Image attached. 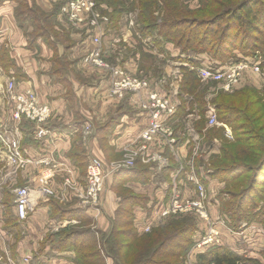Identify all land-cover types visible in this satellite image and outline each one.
Instances as JSON below:
<instances>
[{
  "label": "crops",
  "instance_id": "crops-1",
  "mask_svg": "<svg viewBox=\"0 0 264 264\" xmlns=\"http://www.w3.org/2000/svg\"><path fill=\"white\" fill-rule=\"evenodd\" d=\"M35 1L45 12H52L55 6L64 2ZM16 6L15 0L0 3V50L7 49L15 65L6 71L0 66V133L18 140L24 161L19 165L12 164L10 151L0 138V256L9 258L11 264H75L74 251L55 241L56 233L64 228L87 226L95 232L101 248V234L109 232L119 205L117 187L142 194V201L137 200L132 205L133 225L138 234L144 233L146 225L152 227L165 222L167 217H160L159 211L168 206L174 196L181 199L194 196L192 180L196 178L185 164L187 157L192 158V152H196L194 140L199 141V137L193 127L197 138L186 135L188 121L192 122L191 115L186 114L176 118V130L171 117L164 120L163 126L172 131L173 141H168L165 134L155 135L149 141L140 138L149 121V111L141 108L140 101L150 89L161 95L167 93L163 86H167V79H161V89L151 85L139 91L128 86L117 88L116 82L123 76L114 74V70L133 78L152 74L149 70L139 69V53L129 54L121 44L111 54L106 53L107 32L116 31L121 19L117 25H112L109 19L100 21L99 55L92 57V52L97 49L92 41L95 28L87 26V21L79 26L66 23L59 9L53 19V28L64 32L65 40L55 41V46L59 57L64 55L69 64L56 75L52 73L53 48L41 37L31 40L29 33L33 28L28 20L19 23L15 16ZM98 10L107 16L102 12L104 6ZM79 33L81 38L88 39L90 47L82 57L74 58L70 49L76 41L72 36ZM123 36L126 37L123 38L125 48L129 47L133 33ZM133 39L135 44L137 39ZM147 41L148 38L143 43ZM144 49L154 54L152 48ZM92 59H98L106 66ZM6 79H14L20 88L34 87L40 99L49 102L52 115L45 125L46 135L39 137L31 123L11 121L4 89ZM71 153H79L84 160L76 161V156L72 157ZM91 157L103 161L107 175L105 187L109 190L108 195L112 194L116 200L114 206L103 193L96 204L83 201L86 163ZM126 159H132L133 164L123 166ZM44 169L51 171L49 191L41 194L33 191L34 208L28 217L19 220L15 215V223L8 225L5 214L9 202L14 207V189L19 186L36 189L39 185L37 177ZM210 180L206 185H210ZM6 196L10 198L8 202H5ZM62 210L68 212L59 213Z\"/></svg>",
  "mask_w": 264,
  "mask_h": 264
},
{
  "label": "trees",
  "instance_id": "trees-1",
  "mask_svg": "<svg viewBox=\"0 0 264 264\" xmlns=\"http://www.w3.org/2000/svg\"><path fill=\"white\" fill-rule=\"evenodd\" d=\"M15 1L16 19L19 23L28 20L33 28L29 33L31 40L41 37L53 48L52 73L59 75L69 64L64 55L59 57L55 46V41L65 40L64 32L53 28V19L60 6H55L52 12H45L35 0ZM95 1L99 7H105L102 12L112 25H117L126 13L137 11L132 33L139 41L138 67L145 71L157 67H154L155 54L146 52L144 47L153 49L163 46V43L182 45L183 50L210 53L218 59L224 58L234 47L251 49L262 46L264 49V0H198L199 6L195 9L187 7L184 0ZM155 12L163 14L160 21ZM258 35L263 36V39ZM144 38H149L147 43L142 42ZM158 51L162 53L163 49ZM0 66L5 71L11 66L15 68L7 49L0 50ZM199 80L195 70L183 68L177 95L181 97L183 94H192L193 99L188 102L189 105L185 100L177 105L170 118L175 130L178 125L176 118L191 111L197 112L199 116L194 122V130L200 134L204 127L201 116L206 109L205 100L198 92ZM213 104L218 120L231 126L234 135L233 140L222 139L218 152L211 156V172L208 175L231 185L232 189L225 191L229 199L224 201L222 207L233 224H236L246 218L244 214L249 203L245 204L244 200L254 187L257 177L264 173V125L256 124L264 116V89L256 92L246 88L233 96L220 94L213 99ZM79 153L70 155L76 156V161H83ZM244 174L251 176L247 185L238 181ZM200 180L204 181L202 177ZM120 188L117 187L118 192ZM123 190L129 193H119V205L112 226L107 234H101L100 237L103 240V244L100 240L101 248L95 232L87 226L64 228L56 233L55 241L64 243V247L74 251L75 264H106V252L120 264H183L189 248L195 242L190 237L197 227L195 217L192 216L194 223L187 224L184 215L170 216L165 222L152 226L148 232L138 234L133 225L132 205L137 200L141 202L143 197L128 188ZM9 200V196H6L5 202ZM13 208L9 202L5 214L8 225L14 224L16 220ZM66 212L62 210L59 213ZM193 257L194 264H262L255 259H243L234 249L220 244L206 245L195 251Z\"/></svg>",
  "mask_w": 264,
  "mask_h": 264
},
{
  "label": "rangeland",
  "instance_id": "rangeland-1",
  "mask_svg": "<svg viewBox=\"0 0 264 264\" xmlns=\"http://www.w3.org/2000/svg\"><path fill=\"white\" fill-rule=\"evenodd\" d=\"M184 3L187 5V7L191 9H195L199 6L198 0H184ZM60 12H61V6H60ZM154 14L155 16L157 15L156 17L158 18V21H160L163 14L161 12L160 13L155 12ZM63 17L65 18V15H63ZM136 20H137V11L128 12L125 15H123V17L119 21L118 23L119 25L116 28V31L111 30V32L110 31L107 32V34L108 33L109 34L107 35L106 43H105L107 47L106 53L111 54L115 49H118L119 47L123 46L121 48H124L127 53L138 54V52H136L137 49L136 47H138L139 45L137 44L139 43L137 42L138 39L135 40L136 41L135 44L132 43L134 41L133 37L136 39L134 35L133 37H131L132 39L129 38L130 39L129 41H132L130 42L129 47L126 46L125 48V45L123 44V43L126 44V41L123 40V38L126 37L123 35L132 32V28L135 25ZM64 21L66 23L67 22L70 23L66 19ZM81 36H82L81 34L72 36L73 39L76 41V44L70 49L74 58L82 57L85 51H87L88 48L90 47L88 39L81 38ZM258 36L260 37V39H263V36L261 35ZM145 39L146 38H144L142 42H144ZM120 40L123 42H120ZM159 49H163V52L161 51L162 53H160L158 51ZM153 51L156 57L154 62V67L156 66L157 69L155 70L148 69L149 71L152 72L151 75L146 74V76L143 77L139 76L136 79L147 80L149 87L151 85L157 89H161L163 88V86H165L166 87L165 92L172 93L176 89L175 92H176L177 103L183 102L185 100L187 105H189L188 102H191L193 99L192 94L191 95L183 94L184 96L182 95L181 97L177 95L179 85L182 79L183 68L195 70L198 76L201 69L224 72V71H228L229 69H232L233 67L239 68L240 65L244 66L240 77L233 84L230 83L227 85L223 80H213V79L203 80L198 76L200 78L198 92L202 94V97L204 98L203 100H205L204 107L206 111L201 116V120H203L204 127L201 131L202 134L196 133V135H198L199 137V141L198 139L194 140L195 141L194 147L196 148V152L195 151L192 152L193 153L192 158L187 157L186 159L187 164H185V166L187 167L188 170L194 173L196 178L195 181L192 180L195 183L194 195L196 194L197 191V187H196L197 181L204 186V189L206 191L204 208L209 217V222L205 221L203 218H201L198 215V213L196 214L195 212H185V213H176V214L171 213L166 217L168 218L170 216L184 215L185 218L187 219V224L194 223L192 218L195 217L197 221V227L193 231V234L190 236L192 241H197L199 239H202L203 235L207 231V227L209 223H211L215 227H217V230L220 233V241L212 244L215 245L220 244V245L228 246L234 249L235 251H237L238 253H240L243 259H255L258 260L260 263L264 264V173L262 176L257 177L256 183L253 185L254 187L252 188V190H250V194L244 200L245 204L249 203L247 204L249 205V208L247 209V212L244 214L246 218L240 220L236 224H233L232 219L224 212L222 207L224 201L229 199L228 198L229 196L225 191L232 189L231 185L224 184L219 180V178L217 177L213 178L208 175V173L211 172V169H209L211 156L214 153L218 152L220 146L222 145V139L225 138L228 140H233V135H234L231 126L224 124L223 122H220L218 120L215 105L213 104V99L219 96L220 94L233 96L237 92L246 88L256 92L263 91L264 89L263 47L257 46L251 49L234 47V49H232L222 59L215 58L210 53H206V52H195L190 49L183 50L182 45H176L173 43H163V46L154 47ZM163 77H166L167 79V86L166 85L162 86V84L160 83ZM155 86H159V87H155ZM143 100H144V96L142 97V101ZM43 101L49 103L48 101L45 100ZM142 101H140V104L142 103ZM210 113L215 115L217 123L215 122L212 124L210 123ZM186 114H190L192 118V122L188 121L189 122L188 125L189 124L190 125L189 128L187 129L186 135L191 136L192 134L195 138L196 135L193 134L192 127L194 129L193 126L194 122L196 121V119L199 118V116L195 111L187 112ZM186 114L183 113L182 115L185 116ZM256 124L257 126L264 125V116L258 119ZM85 125H83V128H85ZM211 128H213L214 130L209 131V129ZM261 132L263 131L261 130ZM194 169H196V172L194 171ZM106 176L107 175H105V180L103 184V189L101 191V195L103 193V196L106 199H108V202L112 206H114L116 200L111 197L112 194L111 196L108 195L109 190L107 189V187H105V182L107 181ZM200 177L204 179L203 181L204 183L200 180ZM250 177H251L250 174H244L239 177L238 181H242L244 185H247ZM209 178L211 180H210V185L208 186L206 185V183H208ZM85 182H86V177H85ZM119 193L124 195V194H128L129 192L127 190L124 191L123 188H120ZM139 195L142 196V194ZM105 198H103V201H105ZM146 215H150V214H146ZM146 220L148 221L149 219ZM105 221L107 222V218H105ZM144 223L147 222L144 220ZM141 228H143V225L141 226ZM0 235L2 236V234ZM100 240L103 243V240L101 238ZM191 249L192 246L189 248V250ZM104 255L106 256V261L108 262V264H120L118 263V260H116V258L113 257L111 254L106 252L104 253ZM192 259L194 260L193 256ZM241 264H249V262H244Z\"/></svg>",
  "mask_w": 264,
  "mask_h": 264
},
{
  "label": "built area",
  "instance_id": "built-area-1",
  "mask_svg": "<svg viewBox=\"0 0 264 264\" xmlns=\"http://www.w3.org/2000/svg\"><path fill=\"white\" fill-rule=\"evenodd\" d=\"M98 5L95 0H64L61 4V12L65 15L66 20L75 26H79L87 21V26L95 28L96 34L92 36V41L97 45V49L91 54L92 57L99 55V45L101 43V24L100 21H108V17L101 15L98 10ZM100 65H105L98 59H92ZM106 66V65H105ZM244 66L240 65L239 68H232L228 71L217 72L207 69H201L199 77L203 80H223L227 85L235 83L241 75ZM114 74L122 75V79L116 82L117 88L128 86L134 90L147 89L149 87L147 80H139L128 75H125L119 70H114ZM5 93L7 96V106L10 114V119L14 123L26 121L36 127V134L44 136L47 134L45 125L51 118L52 109L47 102L40 99L38 92L32 86H25L20 88L14 79H9L5 83ZM176 90V89H175ZM175 90L163 95L156 91L149 90L144 95V100L141 105L142 108L149 111L148 125L141 131L140 138L146 141L151 140L155 135H168V141H173L171 137L172 131L164 127V120L171 117L178 105L176 101ZM217 123L215 115L210 113V123ZM89 127V125L87 126ZM0 138L10 151L9 160L12 164L19 165L23 163L21 156L19 142L17 139L11 137L7 133H0ZM133 164L132 159H126L122 165L130 166ZM105 167L103 162L96 157H91L86 165L85 177L86 185L84 189L83 201L89 203H96L99 195L103 189L105 180ZM51 177L50 169H44L37 177L39 183L36 189L29 186H19L14 189V212L19 220H25L29 212L34 208L33 191L36 193H46L49 191L48 183ZM197 191L194 196L187 198H179L174 196L170 204L159 211L160 217H166L173 213L195 212L209 222V217L204 208V200L206 198V191L204 186L196 182ZM151 225H146L143 228L144 232H148ZM220 241V233L213 224L209 223L207 231L202 239L194 242L192 249L188 251L185 256L184 264H194L192 256L195 251L203 248L206 245ZM193 261V262H192ZM0 264H11L9 258L0 256Z\"/></svg>",
  "mask_w": 264,
  "mask_h": 264
}]
</instances>
